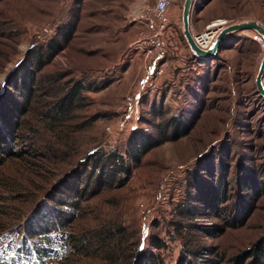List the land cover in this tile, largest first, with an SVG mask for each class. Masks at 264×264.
<instances>
[{"label":"rangeland","instance_id":"obj_1","mask_svg":"<svg viewBox=\"0 0 264 264\" xmlns=\"http://www.w3.org/2000/svg\"><path fill=\"white\" fill-rule=\"evenodd\" d=\"M144 1L0 0V99L9 97L7 108L22 100L15 87L21 67L35 73L20 128L7 134L0 116V143L12 151L0 148V264H64L67 257L111 264L87 255L95 245L86 237L119 226L126 254L151 247L153 236L163 239L166 246L154 248L163 264H178L188 246L215 259L222 253L229 264L264 236V97L256 86L264 50L256 33L229 35L212 59L185 72L167 54L165 73L149 85L141 55L130 49L138 27L128 19ZM177 2L183 12L184 0ZM218 18L264 25V0H196L193 33ZM46 52L52 55L38 71L33 57ZM79 80L105 87L85 92L74 110L50 123L51 103ZM173 118L186 126L177 139H170ZM134 132L161 140L138 164L128 152ZM113 154L131 166L128 176H108ZM70 175L81 180L79 194L64 184ZM99 175L105 180L98 189ZM214 196L217 210L209 205ZM184 205L194 216L183 215ZM58 206L71 212L65 230L28 231ZM66 233L83 238L84 251L75 254Z\"/></svg>","mask_w":264,"mask_h":264},{"label":"trees","instance_id":"obj_2","mask_svg":"<svg viewBox=\"0 0 264 264\" xmlns=\"http://www.w3.org/2000/svg\"><path fill=\"white\" fill-rule=\"evenodd\" d=\"M52 54L49 52H46V55L41 56L40 54H35L33 57L34 64H37V70L41 71L43 67L48 63L49 58ZM45 57L48 59L46 60ZM23 65L21 67L20 76H18V82L15 85L17 89L21 91V97L22 100L17 103L16 106H14L12 109L7 108V101L8 96L3 97L0 99V116L2 117L1 122L5 124L6 127L5 132L7 134L11 133V130L20 128L19 123L23 122L22 119H20L22 116L27 115V112L29 111V108L31 106L32 100L34 98L33 93V82L35 81V73L31 72L30 65ZM19 75V74H18ZM34 79V80H33ZM12 84V83H11ZM105 86H92V84L86 85L82 81H76L71 86H68L67 90L62 91V96L59 97L56 101L52 102L49 106V109L46 111V118L50 119V123H55L56 120L63 119L71 110L75 109V103L82 101V98L84 97V93L88 91H98L99 89H102ZM8 116V120H5V117ZM6 121V122H5ZM5 122V123H4ZM170 126H173V130L171 132L170 139H177L180 136L184 135L186 126L185 123L178 121V119L173 118L169 123ZM161 143V140L157 137L144 132H134V135L130 139V149H129V156L130 158L138 164L141 162L142 158L148 151H150L152 148L158 146ZM0 148H2L8 155H11L10 150H7L4 145H1ZM7 155V156H8ZM103 164H105V160H103ZM4 164V158L0 157V167L2 168ZM102 165L101 159H98L95 161L96 168L100 167ZM127 163L125 162L124 158L120 155L113 154L111 156L110 163L106 164L107 167V174L109 177H113L118 172L125 173L127 176L131 173V166L129 167ZM119 170V171H118ZM103 175H105V172H103ZM68 179L65 181L64 184L66 186L68 185L71 187V191L80 193L79 191V182L81 183V180H78L75 178V175L67 176ZM102 177V175H101ZM103 177L100 178V175L98 176L97 181V187L98 189L103 185ZM92 182V178L89 180ZM68 183V184H67ZM63 184V185H64ZM65 189V186L62 187ZM97 193V192H95ZM60 194L59 196H61ZM63 197V196H62ZM60 200L61 205H66L68 207H73L74 205H71L73 203L67 201L66 199L61 198ZM210 206L213 210H217L219 208V203L217 201V197H210ZM54 204L53 206H55ZM56 207V206H55ZM59 210L54 209V216H51L53 214L49 215V217H40L39 222H37V225H33L29 228L32 231H45V232H53L54 230H57L60 228L59 226H62L64 230L66 229V225L69 222L70 217V211H65V209L61 208L60 206ZM65 207V206H62ZM54 208V207H53ZM74 208V207H73ZM188 206L186 205L182 206L181 212L186 217L188 215L194 216L192 210H187ZM63 210L62 212L60 211ZM61 213H60V212ZM72 211V210H71ZM64 212H67L63 214ZM72 216V215H71ZM177 224V223H176ZM178 226V225H177ZM184 225H180L178 227V230L181 229ZM191 226V225H190ZM198 225H193V227ZM201 227V226H198ZM67 240L70 243H73V251L82 252L84 251L85 246L83 245V238L80 240L76 238V236L71 235L70 233H66ZM72 237V238H71ZM88 239V246L95 245L94 248L91 249V252H88V254H93L94 256L100 255L102 259H107L110 261L111 264H163V260L161 258V255L154 251V248L161 250L166 246V242L159 238L158 236L152 237V246L151 247H140L136 251H131L126 254V252L122 249L121 243H123L124 233L122 230V227H110L107 229H102L96 232L95 234H91L90 236L86 237ZM27 238H25L22 242L23 251L28 252L27 249L29 245H27ZM72 247V246H71ZM77 248V249H76ZM187 251H185L181 257L178 260V264H222L223 261H226V257L220 253L218 255L219 258H211L209 257L210 252L204 251L203 248H189L187 247ZM39 251V250H38ZM43 252H45V249H43ZM76 252V253H77ZM128 252V251H127ZM72 253V252H71ZM75 253V254H76ZM43 254V253H42ZM48 254V253H47ZM46 254V255H47ZM28 253H26V256ZM68 258V257H67ZM65 260L64 264H75L73 261H70V263H67V259ZM229 264H264V236L261 237L257 242H255L252 247L249 249L244 250L243 252L237 253L234 256H232L228 260ZM13 264H19L18 262H15ZM26 264H28L26 262Z\"/></svg>","mask_w":264,"mask_h":264},{"label":"built area","instance_id":"obj_3","mask_svg":"<svg viewBox=\"0 0 264 264\" xmlns=\"http://www.w3.org/2000/svg\"><path fill=\"white\" fill-rule=\"evenodd\" d=\"M175 2L177 0H145L128 14L129 21L138 27L137 38L130 44V49L141 55L142 68L148 70L149 85H155V81L165 73L169 61L167 54H174L181 61L178 66L182 72L191 68L189 61L201 63V59L194 57L187 45L182 33V21L172 22L168 18V10ZM215 21L208 24L205 31L193 33L195 42L203 49H208L220 32L232 24L227 18ZM254 38L264 50V39L257 33ZM182 47L187 48V53Z\"/></svg>","mask_w":264,"mask_h":264},{"label":"water","instance_id":"obj_4","mask_svg":"<svg viewBox=\"0 0 264 264\" xmlns=\"http://www.w3.org/2000/svg\"><path fill=\"white\" fill-rule=\"evenodd\" d=\"M195 5V0H184L182 23H183V36L187 42V45L194 57L198 59H212L217 52L221 49L222 44L227 37L236 32H242L245 30H252L264 39V25L259 21L250 19L242 22L232 23L217 36L214 43L208 48H201L194 40L192 30V13ZM264 56L257 66L256 72V86L258 93L264 97Z\"/></svg>","mask_w":264,"mask_h":264},{"label":"crops","instance_id":"obj_5","mask_svg":"<svg viewBox=\"0 0 264 264\" xmlns=\"http://www.w3.org/2000/svg\"><path fill=\"white\" fill-rule=\"evenodd\" d=\"M195 2H196V0H195ZM181 14H182V6L180 5L179 2H175L174 4H172L171 7L168 10V18L172 22H180L182 20V15ZM182 50L184 52H186V53L188 51L186 47H182ZM189 62H190L189 64H191L190 67L197 68L198 66H201V63L198 64V63H194L193 61H189ZM178 64H180V63H178Z\"/></svg>","mask_w":264,"mask_h":264},{"label":"bare ground","instance_id":"obj_6","mask_svg":"<svg viewBox=\"0 0 264 264\" xmlns=\"http://www.w3.org/2000/svg\"><path fill=\"white\" fill-rule=\"evenodd\" d=\"M216 22V21H215ZM217 24V23H216ZM207 37H203V39H206Z\"/></svg>","mask_w":264,"mask_h":264}]
</instances>
